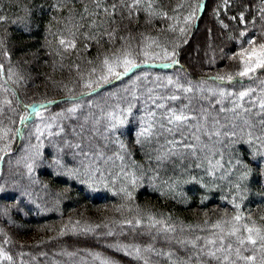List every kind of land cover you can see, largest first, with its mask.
<instances>
[{"label":"trees","instance_id":"obj_1","mask_svg":"<svg viewBox=\"0 0 264 264\" xmlns=\"http://www.w3.org/2000/svg\"><path fill=\"white\" fill-rule=\"evenodd\" d=\"M261 43L264 0H0V264H264Z\"/></svg>","mask_w":264,"mask_h":264},{"label":"snow or ice","instance_id":"obj_2","mask_svg":"<svg viewBox=\"0 0 264 264\" xmlns=\"http://www.w3.org/2000/svg\"><path fill=\"white\" fill-rule=\"evenodd\" d=\"M137 2H139V0H137ZM188 19V18H186ZM181 32H183V29H181ZM243 35V34H242ZM61 43H64V41H61ZM249 45L253 44V41H248ZM129 54L125 53L124 54V58H121L119 56L114 57L113 61L110 63L109 60L106 58L103 61V64L106 68V74L102 75L100 77V81H102L103 83H109V76H111L113 79H120L121 77H123L124 75H126L127 73L131 72L134 68L138 67V65H136L131 59H128L127 56ZM238 56L241 59V62L243 64V70L238 72L237 75L244 77V76H248L250 72H254L255 69L257 68H264V43H261L259 45L258 48L256 47H250V48H245L242 51H240L238 53ZM117 68H122V71H117ZM229 79L231 80V77H229ZM88 87H91V83H89L87 85ZM96 87L99 88L100 87V83L97 82L96 83ZM95 91V89H93ZM248 95V92H240L239 93V98L243 99L245 96ZM171 99L175 100L176 97L173 96L171 97ZM261 108L264 109V103L261 104ZM187 117H185L183 114L180 115H176L175 113L172 114L171 120L172 121H183L186 120ZM237 220L240 219L239 216L236 217ZM248 231L251 233L252 229H248ZM234 234V233H233ZM261 240H264V237L260 238ZM248 240L250 243L252 244H256V240H254L251 236L248 237ZM208 243H214L213 241H209ZM241 244L244 243L243 240L240 241ZM139 251V250H137ZM219 251V249H218ZM206 255H208L209 257L215 258L217 260L221 259L220 257H217L216 252L213 251H209L208 253H206ZM236 255L238 257H240V252L239 250H237ZM242 259H253L252 257H240ZM223 259H227V257H223Z\"/></svg>","mask_w":264,"mask_h":264},{"label":"rangeland","instance_id":"obj_3","mask_svg":"<svg viewBox=\"0 0 264 264\" xmlns=\"http://www.w3.org/2000/svg\"><path fill=\"white\" fill-rule=\"evenodd\" d=\"M214 34H217L216 33V31L214 32ZM213 34V35H214ZM203 35V34H202ZM202 35L200 36V38L202 37ZM207 37V36H206ZM230 37V36H229ZM222 38L224 39V41H226L227 40V38L228 37H226V35H224V36H222ZM198 40H200V39H198ZM206 40V42H203L202 43V41H198V42H196L195 44L193 43V45H192V53L194 54V53H196V55H198V57H196L197 58V60L198 61H200L201 60V62H207V58H208V56L206 57V55H207V53H209V49L213 46V44L211 43V39L210 38H206L205 39ZM261 95V94H260ZM46 124L45 123H42L41 124V128H42V130H43V133H44V130L45 129H43V127L45 126ZM80 131V133H83L81 130H79ZM47 132V131H46ZM45 134V133H44ZM82 136L85 138V140H87L88 139V137L86 136V135H84V134H82ZM90 139H91V137H89ZM77 140H79V138L77 139ZM83 141V140H82ZM228 146H229V148L231 149V148H234L235 147V142L234 141H230L229 142V144H228ZM147 153H146V155H148L149 157H153L154 159H158V155L161 153V148H159V147H156V148H147ZM218 152H219V150H218ZM178 156V155H177ZM177 156H175L174 157V155H171L168 159H165V160H163V161H160V163L163 165V164H168V163H170V161H172L173 159H175ZM94 157H96V158H99V159H101L100 158V156H98V155H88V157L86 158V159H88V161H91ZM94 164V163H93ZM92 164V165H93ZM223 165H221L219 162H218V169H220L221 167H222ZM87 167H88V165H87ZM66 177V176H65ZM85 178L86 179H88V180H90L91 178H92V176L91 175H88V174H86V172H85ZM66 180H69L70 178L69 177H66L65 178ZM199 251V250H198ZM191 255L190 256H194V255H196V253H194V249H192V251H191V253H190ZM56 256H57V254H56ZM58 256H59V258L61 259H64V257H63V255H61V254H58Z\"/></svg>","mask_w":264,"mask_h":264},{"label":"water","instance_id":"obj_4","mask_svg":"<svg viewBox=\"0 0 264 264\" xmlns=\"http://www.w3.org/2000/svg\"><path fill=\"white\" fill-rule=\"evenodd\" d=\"M152 66L158 67L157 65H152ZM129 73H130V72H129ZM127 74H128V73H127ZM43 107H44V106H39V107H38V110H39V109H42Z\"/></svg>","mask_w":264,"mask_h":264}]
</instances>
